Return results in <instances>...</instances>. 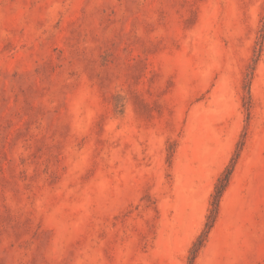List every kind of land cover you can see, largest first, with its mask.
<instances>
[{
  "label": "rangeland",
  "instance_id": "obj_1",
  "mask_svg": "<svg viewBox=\"0 0 264 264\" xmlns=\"http://www.w3.org/2000/svg\"><path fill=\"white\" fill-rule=\"evenodd\" d=\"M0 264H264V0H0Z\"/></svg>",
  "mask_w": 264,
  "mask_h": 264
},
{
  "label": "trees",
  "instance_id": "obj_2",
  "mask_svg": "<svg viewBox=\"0 0 264 264\" xmlns=\"http://www.w3.org/2000/svg\"><path fill=\"white\" fill-rule=\"evenodd\" d=\"M231 172H232V167L226 168V172L223 174L222 177L219 178V184L218 185L216 184L214 188V194H213L214 200L212 201L213 206L210 208V214L208 216V220L205 223V228L202 231V234H200L199 236V245L195 246L196 244H194V248H193L194 250H192L194 255L196 253V250H198L202 242L205 240L207 233L209 232L211 226L213 225V220H214L213 218L217 210V203L229 181Z\"/></svg>",
  "mask_w": 264,
  "mask_h": 264
}]
</instances>
